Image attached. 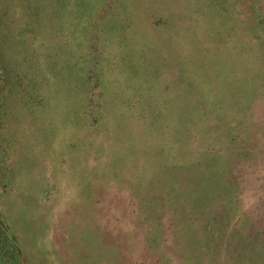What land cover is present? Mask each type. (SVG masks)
<instances>
[{
    "label": "rangeland",
    "instance_id": "374dc122",
    "mask_svg": "<svg viewBox=\"0 0 264 264\" xmlns=\"http://www.w3.org/2000/svg\"><path fill=\"white\" fill-rule=\"evenodd\" d=\"M0 220L22 264H264V0H0Z\"/></svg>",
    "mask_w": 264,
    "mask_h": 264
},
{
    "label": "trees",
    "instance_id": "16d2710c",
    "mask_svg": "<svg viewBox=\"0 0 264 264\" xmlns=\"http://www.w3.org/2000/svg\"><path fill=\"white\" fill-rule=\"evenodd\" d=\"M21 251L0 220V264H22Z\"/></svg>",
    "mask_w": 264,
    "mask_h": 264
}]
</instances>
